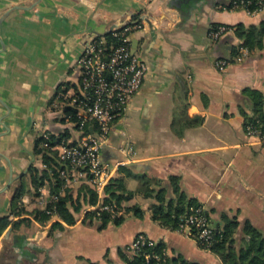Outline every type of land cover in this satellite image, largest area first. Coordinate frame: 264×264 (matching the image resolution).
<instances>
[{"label": "crops", "instance_id": "crops-1", "mask_svg": "<svg viewBox=\"0 0 264 264\" xmlns=\"http://www.w3.org/2000/svg\"><path fill=\"white\" fill-rule=\"evenodd\" d=\"M231 2L0 0V19L5 15L0 23V218L20 219L10 213V204L27 183L21 197L25 220L9 224L0 235V264H126L118 249L138 233L163 244L170 258L223 264L153 217L161 205L159 192L166 200L180 193L196 201L214 226L236 223L237 244L249 239L247 226L264 238V145L246 132L255 116L253 94L264 95V50L235 59L242 47L235 28L260 25L264 8L249 15L231 10ZM135 23L142 28L129 35V43L147 72L101 150L102 161L111 166L124 159L125 147L133 151L132 162L124 166L129 173L117 169L114 175L133 192L120 207L122 221L100 228L81 211L71 225L57 217L43 223L34 216L45 206L37 200L39 187L47 182V199L56 194L75 199L86 185L61 191L44 178L36 191L28 187L32 169L44 165L36 154L46 148L43 135L65 137L59 93L78 81L76 61L88 36L103 37ZM217 25L230 30L212 41L209 31ZM222 59L228 63L219 69L216 62ZM50 149L57 161L58 150ZM132 207L140 217L126 211Z\"/></svg>", "mask_w": 264, "mask_h": 264}, {"label": "built area", "instance_id": "built-area-1", "mask_svg": "<svg viewBox=\"0 0 264 264\" xmlns=\"http://www.w3.org/2000/svg\"><path fill=\"white\" fill-rule=\"evenodd\" d=\"M254 5V8L251 6ZM264 8V0H232L231 10H243L249 15H255ZM142 28L140 23L117 28L111 31L116 39L115 44H108L104 37L88 36L83 43V52L76 61L78 81L64 87L59 93L61 107H69L75 112L76 128L74 136L70 138H50L48 133L43 135L44 147L58 150L56 168L63 191L74 184H86L92 187L101 198L104 187L114 177L119 167L126 166L133 160L131 146L125 147L122 152L124 159L115 162L112 166L105 164L101 159V150L107 145L113 125L125 117L130 99L135 95L143 82L147 72L146 64L132 50L129 35ZM229 27L218 25L210 29L209 38L218 40ZM240 61L247 50L239 48ZM228 61L225 59L216 62L219 69L225 68ZM64 121L68 122L70 116L62 111ZM246 132L250 137L264 145V124L258 120L246 124ZM52 146H49V145ZM47 182L45 183V185ZM45 185L39 187V204L46 213L49 203L58 200L60 194L45 198ZM107 212L111 219L122 214L121 208L113 205L98 203L82 210V216L93 214L95 219L101 218V213ZM56 216H52L53 220ZM176 232L194 240L204 251L210 252L214 241V227L207 219L204 208H190L187 214L178 218ZM156 244L145 234L138 233L129 244L134 254L143 257L145 264H169L167 256L146 252L144 248Z\"/></svg>", "mask_w": 264, "mask_h": 264}, {"label": "trees", "instance_id": "trees-1", "mask_svg": "<svg viewBox=\"0 0 264 264\" xmlns=\"http://www.w3.org/2000/svg\"><path fill=\"white\" fill-rule=\"evenodd\" d=\"M254 7V5L251 6V8ZM235 36L242 40L241 46L248 52L255 49L264 50V22L258 26L254 25L247 28L243 25H239L235 28ZM103 37L108 44L116 43V39L112 36L111 32L107 33ZM236 52H238V50ZM236 52L234 53V56L236 55ZM252 104L255 116L249 118L248 122L258 120L261 124H264V95L261 92H255L252 97ZM63 111L65 114L70 116L68 122L62 120V122L67 126L63 135H65V137H73L74 129L76 128L75 123L77 121L75 112L69 107H64ZM50 138L53 139L54 136L50 134ZM49 146L52 145L50 144ZM36 154L41 156L44 165L42 169H32L28 181V187L33 186L36 191L37 187L41 184V181L44 178H47L52 183L54 188H58L60 180L58 179L56 168L61 166V163L58 161V157L56 161L55 153L50 149V147L37 149ZM118 172L128 174L129 170L123 166L118 168ZM25 184L27 183L23 182V184H21L15 191L10 204V213L20 219H18L16 223H10L8 220L9 215L1 217L0 235L9 224H13L14 227L19 222L25 220L21 218L22 215L26 214L21 204V197L25 192ZM142 192L144 195H148L150 193L147 189ZM173 192L176 194L178 193L176 191ZM34 194L36 193L34 192ZM34 194H32V196ZM156 196L161 205L154 208L153 217L161 220L173 230H175L178 226L179 216L187 214L191 207H201V205L194 200H186V198L180 193L177 194L175 199L166 200L164 192H159ZM132 197L133 192L127 190L123 179L113 177L104 187L101 198H99L96 192L88 185H82L79 188L78 196L75 199H72L70 195L66 194L63 197H59L57 201L47 205V209L51 210L50 214L46 213V211H35L34 216L37 220L45 223L50 221L54 215L66 224L71 225L75 223L74 215L80 213L82 208L86 206H93L101 203L102 205H113L120 208L124 201H127ZM69 204L72 207V210H70ZM128 210H132L137 217L141 216V211H139L136 207L127 208L126 211ZM204 212L207 219L214 227V241L209 250L211 253L217 255L223 264H264V238L258 231L247 226L244 232L246 236H249V239L242 240L240 244H237V241L234 238V232L237 227L236 223L226 220L223 224L214 226L209 212L205 210ZM85 218L91 222L100 224V228H104L109 222L120 224L122 221V217L111 219L110 214L107 212L101 213L100 219H95L93 214H88ZM55 224L59 225V223ZM144 250L146 252L169 257L165 246L160 243L146 247ZM118 253L120 257L126 261V264H145L143 257L134 254L130 245L119 248ZM168 261L169 264H192L184 261L181 257H169Z\"/></svg>", "mask_w": 264, "mask_h": 264}, {"label": "water", "instance_id": "water-1", "mask_svg": "<svg viewBox=\"0 0 264 264\" xmlns=\"http://www.w3.org/2000/svg\"><path fill=\"white\" fill-rule=\"evenodd\" d=\"M5 16V15H4ZM4 16L0 19V23H1V21L3 20V18H4ZM12 181V179H10V182Z\"/></svg>", "mask_w": 264, "mask_h": 264}]
</instances>
